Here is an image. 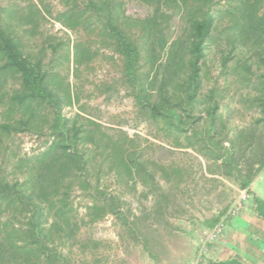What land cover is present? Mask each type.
<instances>
[{
	"label": "trees",
	"instance_id": "16d2710c",
	"mask_svg": "<svg viewBox=\"0 0 264 264\" xmlns=\"http://www.w3.org/2000/svg\"><path fill=\"white\" fill-rule=\"evenodd\" d=\"M65 1L58 20L98 31L121 61L119 86L158 131L247 188L264 167V0H131L152 7L144 19L127 16L123 0ZM15 14L0 0V104L8 121L0 138L46 132L49 140L17 161L14 180L0 175V264H72L59 247L107 216L151 252L142 219L120 196L141 182L144 196H158L154 211L163 223L171 195L160 180L178 185L183 170L159 168L135 139L109 133L84 108L85 115L68 116L70 84L54 60L25 52ZM212 53L220 70L214 79L204 71ZM10 84L19 88L8 92ZM235 113L249 123L232 125ZM104 174L115 189L101 182ZM76 196L89 200L81 221Z\"/></svg>",
	"mask_w": 264,
	"mask_h": 264
},
{
	"label": "rangeland",
	"instance_id": "374dc122",
	"mask_svg": "<svg viewBox=\"0 0 264 264\" xmlns=\"http://www.w3.org/2000/svg\"><path fill=\"white\" fill-rule=\"evenodd\" d=\"M123 1L126 15L134 19H144L153 11L152 7L143 3ZM44 2L45 6L38 0H1L4 8L16 12L14 17L17 19L12 24L25 52L35 56L43 54L45 63L54 60V70L70 84L74 103L65 109L68 116L79 114L84 108L109 133L119 135L122 132L135 139L137 150H141L143 156L159 168L166 171L171 168L183 170V178L178 185L172 181L160 180L165 192L171 195L166 197L171 201L169 211L175 215L173 222L195 212V200L198 196L240 194L242 188L236 191L229 186L237 187L233 179L215 173L213 164L192 149L175 147L173 140L159 132L147 116L139 111L133 98L118 84L122 67L119 56L98 31L85 30L80 25L68 27L59 21L58 18L67 10L65 0ZM59 55H68V60L59 58ZM217 62L213 53L209 55L204 71L211 79L217 78L220 73ZM219 83H223L222 79ZM97 87H101V91ZM18 88L17 84H10L5 89L11 92ZM116 88L119 91H115ZM234 102L232 107L239 109L240 105L236 104V100ZM249 121L250 116L243 118L235 113L231 124L245 126ZM7 122L4 107L0 104V124ZM48 140L46 132L18 133L0 138V175L14 180L17 161L42 151ZM101 182L110 188H116L109 174H104ZM144 191L147 190L142 183L137 182L136 193H124L120 197L131 215L142 219L148 244L153 251L156 248L154 238L161 237L163 223L155 216L154 211L158 196H144ZM88 203L89 200L75 197V215L79 221L86 219ZM75 239L76 241L59 247L72 264H148V253L143 246L135 242L113 216H107L91 226H83Z\"/></svg>",
	"mask_w": 264,
	"mask_h": 264
},
{
	"label": "crops",
	"instance_id": "0c3cea01",
	"mask_svg": "<svg viewBox=\"0 0 264 264\" xmlns=\"http://www.w3.org/2000/svg\"><path fill=\"white\" fill-rule=\"evenodd\" d=\"M229 186L242 188L237 182V187ZM195 204V212L175 222L169 208L163 210V232L154 238L156 250L147 252L148 264H189L195 259L202 264H264V167L239 195L198 196ZM236 206L240 209L233 214ZM219 222L225 224L222 234L202 253L203 232Z\"/></svg>",
	"mask_w": 264,
	"mask_h": 264
},
{
	"label": "built area",
	"instance_id": "2783aa9c",
	"mask_svg": "<svg viewBox=\"0 0 264 264\" xmlns=\"http://www.w3.org/2000/svg\"><path fill=\"white\" fill-rule=\"evenodd\" d=\"M239 206H236L232 213L235 214L239 211ZM224 222H219L214 228L210 230H205L202 234L201 252L205 253L207 251V244L213 242L224 230ZM189 264H202L201 259L192 260Z\"/></svg>",
	"mask_w": 264,
	"mask_h": 264
}]
</instances>
